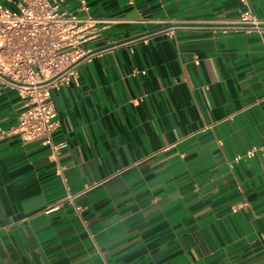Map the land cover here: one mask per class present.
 Masks as SVG:
<instances>
[{"label":"crops","instance_id":"1","mask_svg":"<svg viewBox=\"0 0 264 264\" xmlns=\"http://www.w3.org/2000/svg\"><path fill=\"white\" fill-rule=\"evenodd\" d=\"M85 2L64 10L101 32L51 92L56 163L1 135L0 86V264H264V35L237 0Z\"/></svg>","mask_w":264,"mask_h":264},{"label":"built area","instance_id":"2","mask_svg":"<svg viewBox=\"0 0 264 264\" xmlns=\"http://www.w3.org/2000/svg\"><path fill=\"white\" fill-rule=\"evenodd\" d=\"M67 1L18 0L14 6L0 3V86L16 90L21 100L14 108L13 125L1 135L48 147L54 163L67 143L54 142L59 122L51 92L78 83L81 67L92 57L84 46L101 32L98 20L65 11ZM77 1L88 13L85 0ZM237 1L242 9L233 29L264 35V23L254 15L249 0ZM73 200L71 195L66 198L70 205ZM55 210L56 206L48 213Z\"/></svg>","mask_w":264,"mask_h":264}]
</instances>
